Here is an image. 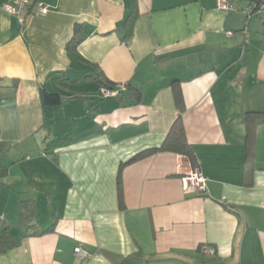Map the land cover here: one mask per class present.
<instances>
[{"label": "crops", "instance_id": "1", "mask_svg": "<svg viewBox=\"0 0 264 264\" xmlns=\"http://www.w3.org/2000/svg\"><path fill=\"white\" fill-rule=\"evenodd\" d=\"M32 1L0 0V264H264V3ZM178 121L204 194L148 152Z\"/></svg>", "mask_w": 264, "mask_h": 264}, {"label": "built area", "instance_id": "2", "mask_svg": "<svg viewBox=\"0 0 264 264\" xmlns=\"http://www.w3.org/2000/svg\"><path fill=\"white\" fill-rule=\"evenodd\" d=\"M32 4V0H8V3L5 5V9L11 16H14L18 19L19 24L23 25L26 22V13L27 7ZM233 8V5L230 4L228 0H218L217 9L221 11H227ZM249 11L253 9H248ZM246 11L249 12V11ZM48 13V9L42 4L38 5V15L44 16ZM121 88L122 91L125 90L124 84H119L115 88H104V92L109 97H114L120 94ZM184 191L186 194H204L206 191V180L203 176L200 166L193 165L189 174L184 178ZM75 255L81 259L90 258V253L84 250L81 247H77L74 250Z\"/></svg>", "mask_w": 264, "mask_h": 264}, {"label": "trees", "instance_id": "3", "mask_svg": "<svg viewBox=\"0 0 264 264\" xmlns=\"http://www.w3.org/2000/svg\"><path fill=\"white\" fill-rule=\"evenodd\" d=\"M217 1L218 0H216V7H217ZM228 1L230 2V4L233 5V8L232 9H234V4L231 2V0H228ZM259 1L264 3V0H259ZM257 2H258V0H257ZM34 5H35V2L32 1V4L27 7L26 19L32 14V7ZM258 8H259V6H256L251 11H249L247 9L249 11V12H247V16L248 17H251L253 13H257L258 12ZM36 14H38V11H37ZM71 42H73V41H71ZM77 44H78V41H77ZM98 78L101 79L102 77L99 76ZM115 86H117V85H114L113 83H109V82H105L104 81V84H103L102 87L113 89V88H115ZM118 89L120 90V93H123L124 91H126L127 86L125 85V90H123V91H122L121 88H118ZM44 98H45V100H46V102L48 104H51L53 106L60 105L61 99H62L59 94H49V93H46ZM176 100H177L178 105L181 106V97L179 95H177V99ZM171 144H173V145H171ZM172 146H174V148H177L179 150L180 154L187 156L189 158V160L192 162L191 163L192 165H197L194 162L192 149H191L190 145L187 142V138H186L184 129L181 126V124H180L179 121L175 124V126L173 128V131L169 134V136L167 137V139H166L165 143L163 144V146L161 148L154 149V150H150L148 152L150 153V152L165 151L166 149H171ZM137 158L138 157H136L135 159H133V161L136 160ZM126 165L127 164H124L123 163L120 166L119 192H120L121 195H122L121 173H122L123 168ZM0 186H1V181H0ZM121 198H122V196H121Z\"/></svg>", "mask_w": 264, "mask_h": 264}]
</instances>
